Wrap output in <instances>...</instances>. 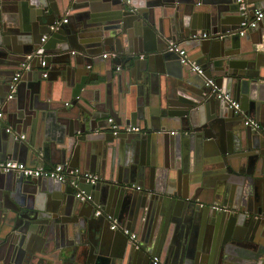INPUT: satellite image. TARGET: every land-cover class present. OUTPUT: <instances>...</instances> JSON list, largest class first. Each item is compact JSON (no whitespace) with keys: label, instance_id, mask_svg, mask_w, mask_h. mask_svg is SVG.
Listing matches in <instances>:
<instances>
[{"label":"water","instance_id":"95a60500","mask_svg":"<svg viewBox=\"0 0 264 264\" xmlns=\"http://www.w3.org/2000/svg\"><path fill=\"white\" fill-rule=\"evenodd\" d=\"M84 1L0 0V159L101 177L73 186L0 171V264H264L263 23L240 35L238 0H165L163 15L149 8L158 1L102 0L111 16L89 31ZM244 1L248 16L264 6ZM121 78L145 96L135 110L124 92L94 91ZM109 117L142 131L113 134Z\"/></svg>","mask_w":264,"mask_h":264},{"label":"built area","instance_id":"2783aa9c","mask_svg":"<svg viewBox=\"0 0 264 264\" xmlns=\"http://www.w3.org/2000/svg\"><path fill=\"white\" fill-rule=\"evenodd\" d=\"M241 3V10L243 11V14L246 15V18L240 23V35H244L248 30L252 28H256L260 22L264 19V6H261L259 8H255L254 13L252 16H248L246 14L247 5L245 4L244 0H239ZM64 22L67 21L66 18L63 20ZM52 28H56V25L52 26ZM208 33H203L201 37H208ZM46 36L43 38L45 40ZM169 50L176 51L182 56V62L183 63H190L192 65V69L198 71L199 73H203V68H201L200 65L196 64V62L192 61L189 57H187V51L184 48H181L180 43L178 42H171L169 47ZM41 51V50H39ZM109 55V53H104L103 57L106 58ZM31 57V55H29ZM45 62L42 61V65H44ZM29 68V66H26ZM21 72H17L13 78V81L10 86V93L8 95V98H12L17 90V81L21 77ZM46 75V73L44 74ZM208 84H215L214 79H209ZM217 96L219 98L225 99L229 106L237 113H244V110L240 104L239 101H237L230 93H223L221 89L218 90ZM3 109L0 107V119L3 117ZM108 121L110 122V130L113 132V134H119L120 132H141L142 129L139 126H133L130 124L124 125L123 127L117 123L114 118L109 117ZM245 124L250 126L253 130H261V124L260 122L251 117H246ZM8 131L11 130V128H7ZM171 133H176V131H171ZM21 137L24 138L25 134H21ZM0 171L8 172V171H16L21 172L25 177H52L59 179L63 182L69 183L73 186H78L80 180H84L86 183L89 184H95L97 183L101 177L98 173L95 172H80V170L76 167H71L68 164H54L52 166H32L28 165L25 162L13 160V159H0ZM136 189L139 190L140 186H136ZM77 196L81 198V201H88L91 199V195L85 194V191L83 189H80L77 192ZM218 209H223L225 206H217ZM102 213L101 209H97L96 214L100 215ZM109 218L112 219V228H120V224L118 223V220L116 218H112L109 216ZM124 232L129 234L130 238L135 240L137 239V233L131 232L129 229L124 228ZM155 264H159V257L155 256L153 258Z\"/></svg>","mask_w":264,"mask_h":264},{"label":"crops","instance_id":"0c3cea01","mask_svg":"<svg viewBox=\"0 0 264 264\" xmlns=\"http://www.w3.org/2000/svg\"><path fill=\"white\" fill-rule=\"evenodd\" d=\"M144 1H147V2H150V1H152V2H157L158 4L157 5H159V6H154V5H149V8H151V10L153 11V14L154 15H156V14H161V15H163V10L164 9H166V2L167 1H165V0H144ZM161 1V2H160ZM239 1V0H238ZM85 2V5L84 6H81V8H83V9H88V13H89V16H88V18H87V21H88V23H89V26L87 27V30H89V31H95L96 30V28L98 27V26H103V25H105L106 24V22H108V19L110 18V16H111V13H110V15H109V12H108V10H110L109 8H107V7H102V6H99L100 4H102V3H104V1H102V0H85L84 1ZM160 2V3H159ZM87 4V5H86ZM94 7H97V8H94ZM161 7V8H160ZM82 9V10H83ZM66 15H68V14H66ZM65 15V16H66ZM68 22V21H67ZM94 22H98V24L99 25H97V26H94V25H92L91 26V24H94ZM262 23L263 24H261L262 26L261 27H264V19L262 20ZM81 27H83V29H85L84 28V26L81 24ZM185 48H186V46H185ZM188 49V48H187ZM188 51V50H187ZM190 53L192 54V51H190ZM194 54V53H193ZM192 54V56L195 58V55H193ZM197 58V57H196ZM195 58V59H196ZM57 78V77H56ZM55 77H54V79L53 80H55L56 79ZM52 80V82H57V81H59V80H55V81H53ZM101 80L102 79H99V80H96V82H95V84H99V81L101 82ZM122 80V81H121ZM121 80H119V81H117L115 84H109L108 86H103L102 84H100L101 86H99V88H95V92L97 91V94L99 95V96H101V98L102 99H108V97H109V95H115L116 97L120 94V97L122 98V92H124V94H123V96H125L124 97V100H125V105H127V106H129V108H130V110L132 111V110H135V109H137L136 107H138V106H140L142 103H143V101H144V99H145V96H144V94H143V92H135V93H133L131 90H129V88L127 89V86H126V82L123 80V78H121ZM120 82V83H119ZM133 85V84H132ZM227 86H228V84H227ZM52 89L54 88L53 87V83H52V85L50 86ZM61 84L59 83L58 85H57V88H59V89H61ZM26 90H29V87H27L26 89H25V92H26ZM63 90V89H62ZM123 90H125V91H123ZM94 91H93V93H94ZM126 91H128V93L126 92ZM126 92V93H125ZM133 95V96H132ZM4 101V100H3ZM124 103V102H123ZM67 104V103H66ZM72 105V103H71V101H69V104H68V106H71ZM4 104L3 103H0V107L3 109L4 107ZM128 108V107H127ZM4 110V109H3ZM4 112V111H3ZM7 115L4 113L3 114V117L1 118V120H0V125L1 126H3V125H5L7 122H8V119H7V117H6ZM128 124H130V123H128ZM127 125V124H126ZM131 125V124H130ZM56 126H57V128H58V124L56 123ZM174 130L173 131H176L175 130V128H173ZM61 131V130H60ZM59 133L60 132H58L57 133V136H59ZM10 159H13V160H17V161H21V162H27L26 160H20V159H14V158H10ZM27 164V163H26ZM55 164H57V163H55ZM28 165H32V166H40L36 161H29V164ZM52 165H54V164H52ZM52 165H46V166H52ZM55 251H59V250H54V252L53 253H51L52 254V256L54 255V253H55ZM42 253V252H41ZM44 254V253H43ZM55 259H57V260H62V259H64L63 258V256L62 255H60V253H59V256H57V255H55ZM60 264H62L63 263V261H58Z\"/></svg>","mask_w":264,"mask_h":264}]
</instances>
